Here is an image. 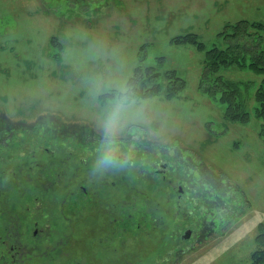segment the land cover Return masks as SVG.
<instances>
[{
  "label": "rangeland",
  "instance_id": "1",
  "mask_svg": "<svg viewBox=\"0 0 264 264\" xmlns=\"http://www.w3.org/2000/svg\"><path fill=\"white\" fill-rule=\"evenodd\" d=\"M113 1L90 18L67 19L60 0H0V153L42 149L54 125L76 137L67 145L77 159H66L71 164L50 194L51 225L61 236L54 247L20 253L17 264H82V247L104 240L106 229L116 235L91 248L94 264H250L264 233V120L256 100L264 75L249 61L222 66L215 75L241 93L248 122L226 120L221 95L205 92L226 87L202 79L209 72L207 52L226 48L229 26L241 20L264 25V0ZM189 34L205 49L175 43ZM139 66L162 73L159 91L145 99L127 93ZM172 81L179 92L170 98ZM121 97L130 101L117 132L126 162L98 169L102 117ZM31 134L40 141L25 145ZM15 162L0 167V208L7 214L21 213L15 194L25 197L34 184L35 193L29 190L38 196L44 189L37 190L38 183H50L54 174L50 168L16 174ZM179 187L184 201L176 209ZM58 195L61 205H55ZM44 197L26 207L34 209ZM0 225L4 234L15 223ZM190 228L192 238L182 239ZM14 230L23 228L16 222Z\"/></svg>",
  "mask_w": 264,
  "mask_h": 264
},
{
  "label": "flooded vegetation",
  "instance_id": "2",
  "mask_svg": "<svg viewBox=\"0 0 264 264\" xmlns=\"http://www.w3.org/2000/svg\"><path fill=\"white\" fill-rule=\"evenodd\" d=\"M59 4V10H63L64 11V15L67 19H70L71 17L74 18L75 16H79L81 17L82 15H85L86 17L90 18L92 16H95L96 14H98L101 11V8L106 6V5H111V4H115V1L113 0H60ZM88 7L89 9L84 10V11H79L83 10V7ZM95 7V8H94ZM55 123V122H54ZM58 127V128H57ZM54 132H52V134L50 133L49 139L47 138L46 141V145L41 149L39 148V146H35V148L33 149H27V150H21L20 147L17 149H20L16 152V154L12 153L10 155L9 153H0V167L4 168V165L6 163L7 165V160L13 162V160H15L17 162L18 167H21V165H23L22 170L27 171V174H30L32 172H29V169H39L42 173L44 169H49L52 170L54 172L53 176L50 175V178H52V180L50 181V183L46 180H44V183H38V186H42L44 189H47L46 187H51L52 190L47 191L45 190V197H44V201H40L39 199L36 201H34L35 203L34 205V209L30 208V206H27L26 208H28V210L31 211L30 216H28L30 219H26L25 216H23L22 218L20 217V215L18 214H11L8 215V208H0V223H9L13 224L15 223V225H13L14 227L11 229L10 227H8L6 230L7 232H3L4 234H0V253H1V260L0 263L2 264H9V262L12 261V264H17L18 261V255L24 252H27V250L30 253H33L31 250H42V249H46L47 246L49 247H54L58 241L57 237L61 236V234L58 235L59 230H57V232L55 231L54 226L51 225L52 220H54V215L53 213H51V208L52 206H54V200L50 199L51 195L49 193H53V191H56V188L58 187L59 182H61L63 180V176L62 180L60 175L63 174L64 171V167H67V164L69 163L70 166V162H68L69 160L66 161L67 158H72L70 155L74 154V151L71 150L70 151V146H68L67 144L69 143L68 141L71 140L70 138H76L75 136H73L71 134V130L69 129H65L64 131H60L59 126L54 125L53 128ZM63 132L65 136H63V138H65L64 142L61 141V135L60 133ZM2 134V133H1ZM49 140H53V142H49ZM38 143V142H36ZM62 143V144H61ZM77 143V142H75ZM37 149V150H36ZM62 151V152H61ZM41 152V153H40ZM66 153L68 154L66 157ZM75 159H77L76 157H74ZM24 159V160H23ZM75 159H70V160H75ZM84 162H82V164H87V162H85L84 159H82ZM5 162V163H3ZM55 166L58 167V170L56 168V172H55ZM73 168V167H72ZM5 170V169H4ZM4 170L0 169V175H4ZM10 171V170H9ZM45 171V170H44ZM12 172V171H11ZM50 172V173H53ZM55 176H58V178H55ZM61 180V181H60ZM81 182H83L81 180ZM79 182V183H81ZM180 189L175 191L176 193V209L178 207H180V205L182 204V202L184 201V188L179 187ZM82 189V187H81ZM85 192V189H82ZM62 191V190H60ZM173 192V189H172ZM174 193V192H173ZM65 195V194H64ZM172 195V194H171ZM57 200L55 201V205L58 204L61 205L64 201H62L64 199V196L62 195H58L57 196ZM62 198V200H60ZM49 201L50 203H48L46 205V202ZM41 203V205H39L38 203ZM46 206H51L50 208H46ZM11 212V207L13 206H8ZM6 209V210H4ZM15 210V209H14ZM13 210V211H14ZM57 216V213L55 214ZM58 217V216H57ZM16 222L20 223L23 231L21 232H15V226H16ZM31 224V225H30ZM40 224L42 225V228H40ZM25 225V226H24ZM55 225V224H54ZM34 227V230H32L33 232H30V230H28V227ZM5 227L0 225V229H4ZM26 229V230H25ZM192 228L188 229V231L185 232L186 235H184L182 237V239L188 240L191 239L192 236L194 234H192ZM2 231V230H0ZM106 232L108 234L112 233L114 235H116V233H114L113 231L108 232L106 229ZM1 233V232H0ZM14 233H18L17 235ZM32 233V234H31ZM31 234V235H30ZM106 234V238H104V240L100 241V242H96L95 245L91 244V245H87L82 247V252L81 254V258H80V262L83 264L84 263H91L94 264L96 262H98L97 256H96V251H94V253L91 252V254L89 253V251L91 250V248L93 249L94 247H98L100 243H104V242H111L112 240H110L109 235ZM18 236L17 238L15 237ZM108 236V237H107ZM113 239V238H112ZM96 240V238L94 239ZM15 242H17V244H15ZM24 245H26L27 247H24ZM24 247V248H23ZM108 252V250H107ZM118 252V250L116 251ZM57 254V253H55ZM20 261V258H19ZM99 263V262H98Z\"/></svg>",
  "mask_w": 264,
  "mask_h": 264
},
{
  "label": "trees",
  "instance_id": "3",
  "mask_svg": "<svg viewBox=\"0 0 264 264\" xmlns=\"http://www.w3.org/2000/svg\"><path fill=\"white\" fill-rule=\"evenodd\" d=\"M252 30H256V33H253ZM263 30L264 25L260 22L251 23L248 20L238 21L229 26V28L227 29L225 35L226 48L222 50L218 47H214L212 51L207 52L205 64L206 67H208L209 72L204 74L202 83L203 85L205 84L207 86L208 84L209 86H212V84L215 83V88L217 86L219 87L222 83L226 87L219 91L217 89L213 91V88L211 87H206L205 89V92L211 94L212 96H214L215 94L221 95L220 100L223 102V104L228 105L227 111L225 113L226 120L232 122H248L250 115H248V113L246 112V108H244V105L240 104L238 101L239 99H241L242 95L238 92L236 86L232 83L223 82L220 78L216 79L215 75L218 74V69L222 66H227L231 63L236 62L240 63L241 61H249L250 69H252L258 75H264V35L260 33V31ZM181 38L183 39L181 40ZM181 38L178 37L176 39L175 43L177 45L190 43L196 45L200 51L205 49L204 44L198 43L197 37L193 34H189L188 36ZM58 48L62 51L63 46L58 44ZM160 75H162V73L157 71L156 66H144V68L141 66L137 67L133 76L127 82V86L129 89V91L127 92L128 95L135 94V96H139L144 99L146 97L154 95L156 91H159L158 87L160 85L157 81V78H159L158 76ZM174 80H177L176 82L178 83L182 79L179 77ZM176 82L172 81V85H170L171 87L169 86L170 88L168 89V96L170 98L175 97V95L179 92V89L175 88ZM256 100L260 105L258 115L261 119L264 120V86L258 91ZM39 137L40 136L36 137L33 134H31V136H27L25 145L30 144L29 146H31V143L40 141ZM15 164L14 168H16V170L13 169V172H15L16 174L21 173L23 165H21V167H18L17 162H15ZM31 170L32 169H29V172H31ZM33 186L34 184L28 187V191L25 197L21 198L19 195L15 194V197L18 198L17 201L19 209L21 210V213L19 212L20 214L18 215H20L21 218L25 216V218L28 220L30 219L28 216H30L31 211L28 210V208H25L26 204L29 203L30 199H34L35 197L39 198L41 193L46 195L45 190H47L43 189L40 191V189L43 188L41 186L39 189H37L40 191L39 195L35 196L30 192L31 189H34L33 191L35 193V187L32 188ZM41 203L42 202L38 204L41 205ZM11 214L9 213L8 215ZM257 242H259L260 247L256 250V252L253 253L252 262L250 264H264V233H262L258 237Z\"/></svg>",
  "mask_w": 264,
  "mask_h": 264
},
{
  "label": "clouds",
  "instance_id": "4",
  "mask_svg": "<svg viewBox=\"0 0 264 264\" xmlns=\"http://www.w3.org/2000/svg\"><path fill=\"white\" fill-rule=\"evenodd\" d=\"M129 106L130 101L121 97L103 114L104 136L97 148L96 166L98 169L126 162L120 159L121 148L118 143L117 132L128 115Z\"/></svg>",
  "mask_w": 264,
  "mask_h": 264
}]
</instances>
